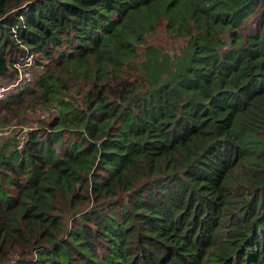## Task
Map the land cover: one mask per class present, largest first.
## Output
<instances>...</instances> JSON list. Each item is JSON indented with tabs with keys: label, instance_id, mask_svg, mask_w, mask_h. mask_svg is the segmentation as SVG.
<instances>
[{
	"label": "trees",
	"instance_id": "1",
	"mask_svg": "<svg viewBox=\"0 0 264 264\" xmlns=\"http://www.w3.org/2000/svg\"><path fill=\"white\" fill-rule=\"evenodd\" d=\"M0 261L264 264V0H0Z\"/></svg>",
	"mask_w": 264,
	"mask_h": 264
},
{
	"label": "rangeland",
	"instance_id": "2",
	"mask_svg": "<svg viewBox=\"0 0 264 264\" xmlns=\"http://www.w3.org/2000/svg\"><path fill=\"white\" fill-rule=\"evenodd\" d=\"M31 55L33 54L30 53V57L28 58V60H26L28 64L29 78L32 76V73L34 72L37 66L35 65V63H33ZM29 78L25 80L24 85H26L29 82ZM10 80L11 79L7 80L2 78L0 75V83L6 84ZM24 85L23 84L22 86H19L18 84L10 85L9 87H7L5 90L2 91V95H0V97H3L9 91H17L19 88L23 87ZM54 111L55 108L53 106L38 108L35 111V113L28 112L27 109L24 108L23 113L26 112L24 117L22 116L17 118L15 114H13L11 115L12 116L11 119H8L9 121H6L4 124L0 125V138L12 136L16 142L19 139L23 141L26 136V131L28 129L37 126L41 119L48 120L50 116L54 113ZM20 134H22V137L19 136ZM17 254H19V252ZM11 255H9V257Z\"/></svg>",
	"mask_w": 264,
	"mask_h": 264
},
{
	"label": "built area",
	"instance_id": "3",
	"mask_svg": "<svg viewBox=\"0 0 264 264\" xmlns=\"http://www.w3.org/2000/svg\"><path fill=\"white\" fill-rule=\"evenodd\" d=\"M30 57V52L25 54V57L23 58V61L21 62H14V65L16 67L15 74L13 78L6 84L0 83V95H2V91L5 90L7 87H9L12 84H18L19 86H22V84L25 83V80L29 78V71H28V64L26 60ZM27 65V66H25ZM22 137V134L19 135ZM22 143V140L19 139L16 142V147H20ZM14 253V254H13ZM7 260L5 261H0V264H16L17 259L19 258L18 252H13Z\"/></svg>",
	"mask_w": 264,
	"mask_h": 264
}]
</instances>
